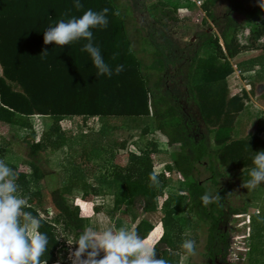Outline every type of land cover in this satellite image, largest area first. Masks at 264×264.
Segmentation results:
<instances>
[{
  "label": "trees",
  "instance_id": "obj_1",
  "mask_svg": "<svg viewBox=\"0 0 264 264\" xmlns=\"http://www.w3.org/2000/svg\"><path fill=\"white\" fill-rule=\"evenodd\" d=\"M184 1L183 6L191 3L190 0ZM79 2L83 5L80 9L74 6L76 0H0V125L30 129L23 137L27 145L29 170L13 168L16 183L25 186L27 173L38 177L36 164L39 152L47 146L31 130L30 117L50 118L51 124L42 137L55 147L63 139L58 132V123L64 116L149 115L153 128L163 136L165 146H172L169 152L175 171L186 188L189 211L195 219L206 223V254L217 252V221L223 213L220 202L229 195L232 185L243 187V183L250 179L253 158L256 152L264 151V118H255V132L231 137L232 120L242 109L246 92L227 95L225 83V77L232 70L229 58L242 51L264 49V8L260 7V0H226L225 11L219 16L210 10L216 0H202L199 7L214 31H196L194 41L189 40L181 47L167 44L166 52L152 37L148 39L152 50L147 52V56L138 55L131 47L126 29V18L130 14L128 6L119 0ZM159 4L165 6L162 1ZM105 8L109 10L106 14L108 25L91 29L92 43L100 49L104 62L112 70L111 77L97 75L90 54L82 51L88 42L86 39L63 47L56 46L54 42L44 44L43 35L48 27L55 26L61 20L67 22L73 17L79 18L89 9L102 12ZM146 9L151 18L149 25L158 29V33L169 43L164 32L166 20L162 18H173L174 9L162 10L157 4ZM232 11L257 18L250 26L245 42L237 38V21L230 14ZM203 47L213 51L199 57L198 52ZM118 65H123L124 70L116 74ZM195 73L198 79L192 83L190 80ZM170 80L175 87L169 86ZM177 87L182 90L181 95ZM249 90H252L251 86ZM263 92L259 94L264 103ZM181 98L186 102L190 100L197 108V116L205 126L200 137L194 135V123L198 120L195 121L193 115L182 110L179 103ZM207 112L214 114V118ZM210 133L216 145L214 148L209 145ZM257 133H263L262 138ZM156 159L153 149L142 154L126 152V155L116 156L120 164L111 174L119 185L109 193L112 211L121 207V215L125 216L126 207L139 205L142 211L153 209L157 185L151 184L149 176ZM200 161L209 163L206 167L211 189L193 175L194 164ZM217 165L237 169L229 176V184L226 185V175L217 170ZM159 179H162L161 174H158ZM79 189L80 200L89 201L90 185L83 182ZM206 192L213 196L218 194L219 200L204 206L201 197ZM62 194L57 187L48 192V204L54 213L52 220L41 216L42 212L33 206L39 198V190L30 192L26 198L27 207L24 210L42 220L40 231L46 232L49 237L48 251L41 257V264L44 261L55 264L64 248L55 224L62 229L72 230L78 239L82 234L84 219L81 218V209L77 204L69 206ZM180 199L178 195L175 201ZM227 210L229 213L234 211L228 206ZM245 210L241 207L237 213L244 214ZM171 213L170 208H165L160 218L162 232L156 240V258L165 259L168 264H177V256L171 252L177 250L174 235L179 226ZM189 221L186 219L185 224ZM151 228L149 222L139 219L130 231L136 230L145 238ZM180 250L184 251L182 247Z\"/></svg>",
  "mask_w": 264,
  "mask_h": 264
},
{
  "label": "rangeland",
  "instance_id": "obj_2",
  "mask_svg": "<svg viewBox=\"0 0 264 264\" xmlns=\"http://www.w3.org/2000/svg\"><path fill=\"white\" fill-rule=\"evenodd\" d=\"M160 1L165 6H160ZM119 2L128 6L130 10L126 18V29L132 49L141 56H147V52L152 50L151 41L148 40L152 37L154 42L166 52L167 44L181 47L189 40L194 41L196 31H214L199 4L194 2L185 6H183L184 0H119ZM153 4H157L162 10L174 9L173 18L168 19L165 16L162 18L166 20L164 32L170 40L169 43L158 33V29L157 31L149 25L151 18L146 7ZM225 8L226 0H216L210 10L214 15L219 16ZM230 14L237 21L238 40L245 42L251 24L257 18L237 11H232ZM211 51H213L211 48L203 47L198 52V56H205ZM228 61L232 70L225 77L227 95H239L245 90L247 92L246 97L242 99V109L232 120L230 132L231 137H241L246 133L255 132L254 123L257 116L264 118V103L259 94L264 91V49L242 51ZM233 69L237 72L234 73ZM168 71L170 72V68ZM197 79L195 73L192 74L190 81L195 83ZM169 86L175 87L171 80ZM250 86L252 90H249ZM177 91L181 95L182 90L179 88ZM261 95L264 99V92ZM180 100L185 112L196 117L200 130L205 131L204 124L197 116L196 106L190 100L187 102L183 98ZM204 113L203 108L202 114ZM207 113L214 118V114ZM29 120L34 135L43 140L47 146L39 152V160L36 164L38 177L35 178L31 173H27L25 186L17 183L16 195L26 199L30 192L39 190V198L33 206L42 212L41 216L52 220L54 213L48 204V192L57 187L63 192L65 202L69 206L77 204L82 216L87 217L84 219L82 231L89 226L99 231L109 228L114 231L120 228L130 231L139 219H144L152 226L144 239L156 241L162 232L160 218L165 208H170L171 217L179 226L178 232L174 235L177 250L171 252L173 256L175 254L177 256V264H205L206 223L195 219L189 211L185 198L186 188L175 171L169 152L172 146L171 148L165 146L163 136L153 128L151 116H64L58 123V132L62 134L63 139L55 147L42 137V133L51 124L50 118L32 116ZM29 131L30 129L25 127L0 125V160L14 170H29L27 145L23 140ZM257 136L262 138L263 133H257ZM208 139L211 148L216 147L211 133ZM151 149L157 157L155 164L152 165V171L162 175L153 198V209L142 211L139 205L126 207L125 216L121 215V207L112 211L109 193L119 185L111 174L120 164L116 156L126 155V152L142 154ZM206 165L209 163L203 165L200 161L194 164L193 170V175L199 181H204L205 185L210 183L205 180L209 174ZM166 166L169 169H165ZM217 170L224 173L226 179L237 171L222 165H217ZM83 182L90 185L89 201L79 198L81 194L79 187ZM229 191V196L222 201L223 209L228 206L234 211L227 219L226 213H223L220 222V228L226 226L231 241L228 264H264V182L255 189H246L234 184ZM178 195L181 199L175 201ZM241 207L246 210L244 214L239 215L237 212ZM186 219L190 220L188 224H185ZM55 227L64 247L58 254L55 264H71L70 255L77 247L75 243L78 238L73 235L72 230L62 229L59 224H55ZM188 239L196 242L195 254L180 250L183 242ZM101 255L103 256L102 252Z\"/></svg>",
  "mask_w": 264,
  "mask_h": 264
},
{
  "label": "clouds",
  "instance_id": "obj_3",
  "mask_svg": "<svg viewBox=\"0 0 264 264\" xmlns=\"http://www.w3.org/2000/svg\"><path fill=\"white\" fill-rule=\"evenodd\" d=\"M74 6L77 9L83 7L79 0ZM260 7L264 8V0H260ZM108 11L107 8L102 12L89 9L79 18L73 17L67 22L61 20L44 31L43 42L45 45L54 42L56 46L63 47L86 39L88 42L82 51L90 54L97 75L111 77L112 70L104 62L100 49L92 43L91 31L92 28L107 27ZM116 14L119 15L118 12ZM123 70V65L115 69L116 74ZM256 153L254 167L249 172L250 179L243 183L247 189H255L264 182V151ZM16 179L13 168L0 160V264H41V257L48 251L49 237L46 232L40 231L42 220L24 210L27 200L16 195ZM149 179L153 186L157 185L158 173L153 171ZM219 198L218 194L213 196L206 192L201 200L207 206ZM75 244L77 247L70 255L71 264H168L167 260L156 258V241L142 238L136 230L120 228L114 231L109 228L99 231L89 226L82 231ZM195 245L194 240L188 239L183 242L182 248L188 254H195ZM101 252L103 256H100Z\"/></svg>",
  "mask_w": 264,
  "mask_h": 264
},
{
  "label": "flooded vegetation",
  "instance_id": "obj_4",
  "mask_svg": "<svg viewBox=\"0 0 264 264\" xmlns=\"http://www.w3.org/2000/svg\"><path fill=\"white\" fill-rule=\"evenodd\" d=\"M179 103H181V100H179ZM182 110H184L183 107H182ZM192 118L195 121L197 120L196 117H192ZM194 128H195V131H196L194 133L195 137L196 138L200 137V135H202V132H204V131L200 130V124H199L198 121H196L194 123ZM204 164H205V162H203V165ZM228 178L226 179V185L229 184V179ZM205 180H207V182L209 181L210 183H207V185L204 184V181H202L201 183L204 186H207L208 188H210L212 186L211 181H210V174H208L206 176ZM220 181L221 180L219 179V182ZM227 187L228 186H226V189H227ZM228 196L229 195H227L226 198ZM220 204H221V206H223V202H220ZM222 211H223V213H226V219H227L229 217V215H230V213L227 210V207H226V209H223V207H222ZM223 213H221L219 215V218H218V221H217V227L219 228V230H218L217 235L215 236V242H216V244L218 246V250H217V252H213L212 251L209 255L207 254V259H206L205 264H228V262H229L228 256H229V252H230V243H231L230 236L227 233L226 226H223V228L222 227L220 228V222L223 219ZM205 240H206V237H205ZM205 244H206V241H205Z\"/></svg>",
  "mask_w": 264,
  "mask_h": 264
},
{
  "label": "built area",
  "instance_id": "obj_5",
  "mask_svg": "<svg viewBox=\"0 0 264 264\" xmlns=\"http://www.w3.org/2000/svg\"><path fill=\"white\" fill-rule=\"evenodd\" d=\"M201 1H202V0H194V3L200 5Z\"/></svg>",
  "mask_w": 264,
  "mask_h": 264
},
{
  "label": "crops",
  "instance_id": "obj_6",
  "mask_svg": "<svg viewBox=\"0 0 264 264\" xmlns=\"http://www.w3.org/2000/svg\"><path fill=\"white\" fill-rule=\"evenodd\" d=\"M191 2H194V0H190ZM233 72L235 73V72H237V70H235V69H233ZM245 84H247V82H245ZM245 92H246V90H245ZM247 93V92H246ZM80 198V197H79Z\"/></svg>",
  "mask_w": 264,
  "mask_h": 264
}]
</instances>
